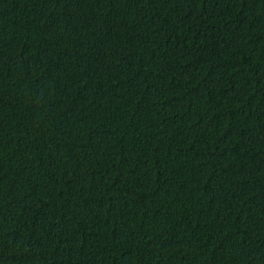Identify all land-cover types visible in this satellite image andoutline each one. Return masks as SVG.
<instances>
[{
    "label": "trees",
    "instance_id": "obj_1",
    "mask_svg": "<svg viewBox=\"0 0 264 264\" xmlns=\"http://www.w3.org/2000/svg\"><path fill=\"white\" fill-rule=\"evenodd\" d=\"M0 264H264V0H0Z\"/></svg>",
    "mask_w": 264,
    "mask_h": 264
}]
</instances>
